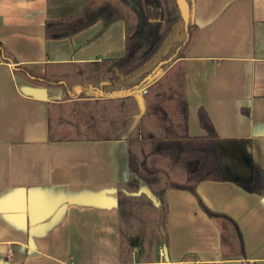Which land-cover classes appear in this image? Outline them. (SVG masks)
Listing matches in <instances>:
<instances>
[{
    "label": "crops",
    "instance_id": "obj_1",
    "mask_svg": "<svg viewBox=\"0 0 264 264\" xmlns=\"http://www.w3.org/2000/svg\"><path fill=\"white\" fill-rule=\"evenodd\" d=\"M96 1L0 0V41L13 59L0 58V264H264V196L234 184L252 179V165L264 169V0H193L197 29L184 59L189 132L203 136L204 107L220 137L224 180L169 191L170 244L156 263L121 261L127 143L52 139L50 117L69 116L70 102L49 100L44 85L16 71L70 75L84 63L125 58L123 20L46 36L49 21L76 18ZM149 18L160 20L158 6L150 5ZM71 123L60 132L104 126ZM208 210L231 219L242 241ZM190 254L197 260L183 262Z\"/></svg>",
    "mask_w": 264,
    "mask_h": 264
},
{
    "label": "trees",
    "instance_id": "obj_2",
    "mask_svg": "<svg viewBox=\"0 0 264 264\" xmlns=\"http://www.w3.org/2000/svg\"><path fill=\"white\" fill-rule=\"evenodd\" d=\"M188 2L191 20L187 31L177 0H103L88 5L76 18L49 21L46 36L62 39L94 26L99 20L105 25L123 20L125 58L84 63L81 71L71 69L70 75L67 72L61 76L50 75L48 70L39 75L23 65L16 67L29 81L44 85L49 100L60 98L70 102L69 116L60 113L58 119L50 117L52 139L127 143L129 176L127 182L118 186L120 255L124 263H134L136 257L138 262L156 263L159 252L168 250L171 189L194 192L199 184L224 180L218 151L220 137L204 107L198 111L203 136L189 132L184 59L197 27L192 16L193 0ZM152 4L159 7L160 20L149 18ZM0 58L13 63L1 41ZM78 85L82 87L80 94L76 91ZM98 122L104 126L60 132L68 123L76 127ZM252 169L250 181L234 184L249 194L264 196V169L256 164ZM207 212L212 218L230 221L242 241L231 219ZM237 257L240 256L228 255L223 259ZM191 258L197 260L196 255L190 254L183 262Z\"/></svg>",
    "mask_w": 264,
    "mask_h": 264
},
{
    "label": "water",
    "instance_id": "obj_3",
    "mask_svg": "<svg viewBox=\"0 0 264 264\" xmlns=\"http://www.w3.org/2000/svg\"><path fill=\"white\" fill-rule=\"evenodd\" d=\"M178 7L181 13V16L184 18L185 21V29L186 31L188 30V26L191 20V9H190V4L188 0H177ZM151 76L147 78V80H150Z\"/></svg>",
    "mask_w": 264,
    "mask_h": 264
},
{
    "label": "rangeland",
    "instance_id": "obj_4",
    "mask_svg": "<svg viewBox=\"0 0 264 264\" xmlns=\"http://www.w3.org/2000/svg\"><path fill=\"white\" fill-rule=\"evenodd\" d=\"M101 1H103V0H99V1H96V2H101ZM156 4H157V1L155 2ZM153 5H155V4H153ZM157 6V5H156ZM86 7H89V6H86ZM158 16V15H157ZM157 19H158V17H157Z\"/></svg>",
    "mask_w": 264,
    "mask_h": 264
},
{
    "label": "built area",
    "instance_id": "obj_5",
    "mask_svg": "<svg viewBox=\"0 0 264 264\" xmlns=\"http://www.w3.org/2000/svg\"><path fill=\"white\" fill-rule=\"evenodd\" d=\"M144 92H145V91H144ZM162 252H163V251L161 250V254L164 255Z\"/></svg>",
    "mask_w": 264,
    "mask_h": 264
}]
</instances>
